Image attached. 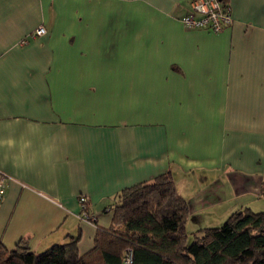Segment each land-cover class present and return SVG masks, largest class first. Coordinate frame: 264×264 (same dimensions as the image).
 <instances>
[{"label":"crops","instance_id":"obj_1","mask_svg":"<svg viewBox=\"0 0 264 264\" xmlns=\"http://www.w3.org/2000/svg\"><path fill=\"white\" fill-rule=\"evenodd\" d=\"M227 2L212 32L183 25L191 0H0L1 244L86 255L120 192L167 171L195 221L180 177L264 197V0Z\"/></svg>","mask_w":264,"mask_h":264},{"label":"trees","instance_id":"obj_2","mask_svg":"<svg viewBox=\"0 0 264 264\" xmlns=\"http://www.w3.org/2000/svg\"><path fill=\"white\" fill-rule=\"evenodd\" d=\"M189 216L190 201L167 171L120 192L111 226L98 228L86 255L80 236L39 253L22 239L11 250L0 243V264H127L130 251L131 264H264V211L238 209L222 224L198 229L191 242Z\"/></svg>","mask_w":264,"mask_h":264},{"label":"rangeland","instance_id":"obj_3","mask_svg":"<svg viewBox=\"0 0 264 264\" xmlns=\"http://www.w3.org/2000/svg\"><path fill=\"white\" fill-rule=\"evenodd\" d=\"M218 172L211 173L210 171L208 175L210 178L207 181L193 175L187 177H192V179L179 178L181 192L197 201L194 209L198 220L195 221L193 216L187 222L188 242L192 241L198 229L222 224L230 215L228 209L224 210L228 206H239L241 202H244L255 206L257 211H264V197L245 196L241 198L235 194L229 181L220 179L222 177ZM249 208L252 209L251 206Z\"/></svg>","mask_w":264,"mask_h":264},{"label":"built area","instance_id":"obj_4","mask_svg":"<svg viewBox=\"0 0 264 264\" xmlns=\"http://www.w3.org/2000/svg\"><path fill=\"white\" fill-rule=\"evenodd\" d=\"M191 8L182 18L183 25L188 29H205L212 32H221L233 24L234 16L232 8L227 0H191ZM47 29L40 24L34 30V37L46 34ZM7 190V174L0 170V203L3 201ZM87 197L82 195L80 202L82 206L81 217L85 220L96 221V216L87 210ZM133 262L132 251L128 252L126 263Z\"/></svg>","mask_w":264,"mask_h":264}]
</instances>
